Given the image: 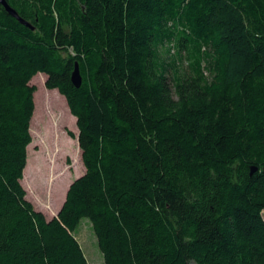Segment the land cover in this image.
Here are the masks:
<instances>
[{"label":"trees","instance_id":"16d2710c","mask_svg":"<svg viewBox=\"0 0 264 264\" xmlns=\"http://www.w3.org/2000/svg\"><path fill=\"white\" fill-rule=\"evenodd\" d=\"M6 1L35 30L0 5V264H89L83 219L104 264H264V0ZM37 75L72 184L28 152Z\"/></svg>","mask_w":264,"mask_h":264},{"label":"rangeland","instance_id":"374dc122","mask_svg":"<svg viewBox=\"0 0 264 264\" xmlns=\"http://www.w3.org/2000/svg\"><path fill=\"white\" fill-rule=\"evenodd\" d=\"M46 80L47 77L44 81V78L42 76L37 75L30 83V85L36 86L37 88V93L35 94L34 99L38 120L34 124V136L32 135L33 142L29 146L28 152L34 159H37L39 161H55L56 159L57 163L62 165L63 171L66 172L68 176H70L69 180L73 181L83 176L86 171L83 165V161L82 163H79V156L76 155V152H79L80 150L78 143L79 131L75 122L72 124L70 123L69 128H65L62 126L60 118H58V114L60 111L67 113L68 106L65 103L66 101L64 97L60 95L57 90H54L56 92L52 93L53 91H50L46 88ZM51 93L56 96H51ZM57 94L62 97L61 100L60 98H57ZM44 95H47V97L50 98L51 102L54 104L56 112L48 114L44 111V104L42 101ZM70 133H73L75 138H71L69 135ZM71 139L73 140V142L71 141ZM65 141L68 143H73L72 156L73 158L77 157L78 160V166L75 169L73 168L72 157L69 154H66V151H64L62 148V143ZM27 196V199L29 201L48 198V194L46 193V195L44 196L41 189H36L34 192L29 191V194H27ZM39 201L44 202V200ZM34 207L38 212H42L41 209H38L39 207H37L36 205H34ZM42 213L46 216L47 219L50 218L49 212ZM75 237H77V239L79 240L89 264H104L103 254L98 247L97 238L88 219H83L80 222L79 227L75 231Z\"/></svg>","mask_w":264,"mask_h":264},{"label":"crops","instance_id":"0c3cea01","mask_svg":"<svg viewBox=\"0 0 264 264\" xmlns=\"http://www.w3.org/2000/svg\"><path fill=\"white\" fill-rule=\"evenodd\" d=\"M56 91H54L53 90V92L52 93H55ZM51 93V96L53 95V96H56V95H54V94H52ZM59 93V92H58ZM60 95H58L57 94V98H60V100H61V96L59 97ZM65 99V98H64ZM65 101H66V99H65ZM65 103H67V102H65ZM25 180V173H24V178H23V181H22V185H23V187L25 188V190H26V192H27V194H29V189L25 186V184H24V181ZM74 182V180L73 181H71V184ZM67 192H68V189H67V191H65V195H64V197L63 198H56L55 197V191H54V193L52 194V200H51V203H52V210H49L48 208H47V206L49 205V199L48 198H43V199H39V200H44V202H41V201H39V200H36V201H34V200H30L31 201V203L33 204L34 203V205H36L37 207H39L38 209H41V211L42 212H44V213H50L49 215H50V218H48L47 220H51V219H53V218H55V217H57L58 216V214H59V212H60V210H61V208H62V206L64 205V203H65V200H66V196H67ZM34 194V193H33ZM48 194V193H47ZM43 195L45 196L46 195V193H44L43 192ZM28 197V196H27ZM41 212V213H42ZM52 212H54V213H52ZM46 217V216H45ZM86 256V255H85ZM87 258V257H86ZM88 260V259H87Z\"/></svg>","mask_w":264,"mask_h":264},{"label":"water","instance_id":"95a60500","mask_svg":"<svg viewBox=\"0 0 264 264\" xmlns=\"http://www.w3.org/2000/svg\"><path fill=\"white\" fill-rule=\"evenodd\" d=\"M0 5L5 9L6 13L13 17L14 19H16L21 25L31 29L32 31L35 30L34 26L31 25L29 22L25 21L24 19H22L18 13L7 3L6 0H0ZM72 84L76 87V88H80L82 85V76L80 73V69H79V65L76 64L75 65V69L74 72L72 74V78H71ZM256 172L255 168H252V174H254Z\"/></svg>","mask_w":264,"mask_h":264}]
</instances>
